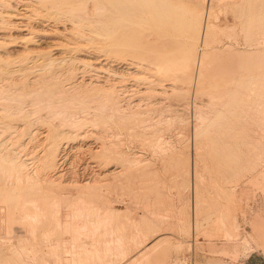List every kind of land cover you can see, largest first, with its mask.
<instances>
[{"label": "rangeland", "instance_id": "obj_1", "mask_svg": "<svg viewBox=\"0 0 264 264\" xmlns=\"http://www.w3.org/2000/svg\"><path fill=\"white\" fill-rule=\"evenodd\" d=\"M34 1H37V2H34ZM80 1L82 2V0H63V1L62 0H32L31 2L32 3L34 2L33 5H35L36 9L40 8L39 10L43 9L45 11L48 9L47 10L48 12L46 11L47 13H43V16L41 15L42 18L41 17L38 18L39 14L38 15H34L33 14L32 15L33 18L30 20V23L32 25L34 24L33 26H34L35 29L39 26L37 28V31H39V28H41V29H43V28L46 29L47 28V32L50 33L48 30H49V28L51 26L47 24L48 21H46V19H51L50 16H54V17L56 16L55 18H58V19H56V20L52 19V20L55 23L59 22L58 23V24H60L59 27L62 29V31L64 30L66 32L63 31V33H61L59 35L57 34L53 38H56V36H57V39H59V40L67 39L68 42H70V40H72L73 43H77V40L79 41V38H80L81 41H79V42L82 43V41H83V43H85L88 46H92V44L96 45L95 42L101 44L100 42L102 41L103 37L101 38V36H99L97 34H96V36H97L96 37L94 35L93 30H96L97 32H100V33H103V31H104L103 23H104L106 17H104L105 13H103V12L105 11V9L101 8V9H103V12H102V10H100V12H99L96 9H100L101 4H103V3L105 4V2L107 0H105V1L100 0L101 2L99 0H92L93 2L92 1L88 2V0H84L86 2L85 3L82 2L83 3L82 6L87 8V11H86V9H84V11H83L82 8H84V7L80 8L81 7ZM96 1H98V2H96ZM182 1H183L182 4H184V5H187V4L189 5V4L195 2L197 7H198V9L205 10V15H204V18H203L204 26L206 25L205 22L212 23V24H214V26H217V27H214V26L213 27L216 28L214 30H215V33L218 34V36L215 34V37H213L211 40H209L208 43H204V42L202 43V41L204 40V38H203L204 35H202L201 39L202 38L203 39L198 43L197 48H196L197 49L196 50V55L198 56V62L201 59V56L203 55L202 53H204L203 50L204 51L206 50V52H208L209 49L211 48L210 50H212V51H209L210 52V54H209L210 56L212 55V52H215V51L220 53V54L222 53V57H224L222 59L223 60L222 62H225L224 65L226 63H230V64H228V66L233 68V66H231V65L235 64L234 66H238V67L234 68V71H232L231 69H229L230 67H228L226 65V67H224L222 70H224L225 68L227 70L225 69V72L224 71H220L219 72V70H221V69L218 70L217 67H216L218 61H215L214 58L211 59V57L209 56L211 61H209L210 60L209 59L208 62L211 63L212 60H213V61H215V64L212 62V64L210 65L208 62H206L207 59L204 60L203 62H206V65L208 63L209 66L208 65L206 66L205 63L202 66L200 65V62H199V64L197 63L194 66L193 72L194 71L195 72L192 74V76H193L192 78L193 79H192V81L190 83L189 82H184L183 80L178 79L176 84L179 83L177 86L180 87V88L182 87V90H179V91L178 90L177 91L176 90H167V91L164 90V93H163L162 92L163 90L161 91V90L158 89L159 91H161L163 93L162 94V93L159 92L161 95H158L159 94V93H157L158 90H154V92H152L153 90H147L146 87H144L147 84H146V82L143 79H140L142 82L144 81L143 84H142L141 81H139V78H141V76H143L142 73H144V72L147 73L148 72V70L146 69L145 65H144L145 66L144 69H142L141 71L140 70L136 71L137 73L134 70L131 71L128 68H122L123 71L124 70L126 71V72L125 71L123 72L124 73L123 75H122V69L118 68L117 70H118L119 74L121 73L120 75H122L123 77L125 75V79L127 78L126 81L119 74L118 75L116 74L117 76L114 74L116 77L113 76L114 78H112V76H111V80H110L109 79L110 77L108 78V76H107L108 73H104L103 71L100 73V76H98V78L96 77L97 75H95V76L86 75L85 78L87 80L91 79V78H87V77L91 76V77H93V79L95 78L94 81L96 83H100V82L103 83L101 85H104V84L108 85L109 82L107 84H106V82L109 79V81H113L114 80L113 82H117L118 84H116V85L119 86V89H121V86H123L121 90H123V91L125 90V91L123 92L124 94L121 93L122 91H120V94L122 95V96L120 95V97H123L125 94L127 96L125 95V98L124 97L120 98V106H122V110H123L122 113L123 114L129 113L127 115H129V117H130V114H131L132 116L130 117V120H129V118H126L120 124H116L115 126L114 125H112V126L109 125V126H111V128H109L110 133H109V131H107L108 129L106 130V128H108V125H107V127L105 125H103V126L102 125H98L99 127L98 126H92V125L90 126V125H88L89 126V127H87L88 129H86L87 125L84 126L85 128L84 127L83 128L85 129V131L83 133H85L87 135L86 139L85 140L84 139H79L77 141L78 143L77 142H72V146L75 145L76 148H78V149L74 148L76 151L79 150V147H81L80 146V142H81V144L83 143L82 145H84L86 147L83 148L85 150L80 149L79 152L73 151L74 149L72 150V152H70V156L71 157L69 156L68 162L71 161L70 160V158H71V159H73L72 160L73 163L71 161V162H69L70 164L68 163L69 165L68 164L66 165L67 173L69 171L67 179L73 180L74 176H76V174H78V175L80 174L79 176L77 175L76 177L77 178L79 177L81 179L88 178V177L89 178H93V177H97L96 174L98 175L100 172H102L103 167H102V163H101V158L96 155L95 151L100 147L99 145H102V142H103V140L105 138H106V140L110 139L109 135L111 134L110 135L111 136L110 140H112L113 142H115V143H117L119 145L121 151H123V153L125 155V158H126V160H124V163H123L122 160L120 161V162H122L121 164H123V165L125 164L124 166L126 167L125 169L123 168V174H124L125 177L123 175H121V177L123 176L122 180H124V182H125V180H127V176L129 177V179H128V181H126L127 182L126 184L125 183L123 184L121 182L122 183L121 184L122 187H121V185L119 186V184L118 185L117 184L111 185L109 188L108 187H103V188L99 187L100 185L98 186V184L95 185V187L96 186L98 187V188L96 187V189H98L99 192L101 191V192L104 193V194L103 193L102 194L104 195V197H106V199H107V201L109 203L106 200H105L106 202H103L100 199H95L96 198L95 197L92 201L89 200V202H83L80 205L83 208V212L85 213V216L87 215L86 217H84L85 220H87L88 222L90 221L89 223L91 224L89 226V223L86 222V224L88 223V226H89V227H87L88 231L86 229L87 232H89V230H90V232H92V230L94 232V230H95L94 228H96L97 224H98V222H97V219H98L97 217L98 216H96L97 219H94L95 218L94 215H92L94 217H91V216L89 217L88 215L89 214H95V213H98V212H100L102 214L104 209H101V208H103L106 205L105 207H108L109 209H110V207L111 208L114 207L116 210H119L120 212H125L126 211L128 213L129 217L128 216L127 217L129 219L128 218L126 219V217L125 218L123 217L124 219H121V220H123V223H126V224H128L130 226L128 228V231H126V232L122 231L121 232L122 233L121 234L122 235L121 238L117 237L118 239H120L119 242L124 241V243H125V240H127L126 243H125L127 245V242L130 243V241L135 240L134 243H136L137 238H139V237L140 238L138 239V241L139 240L143 241V238L144 237L146 238V236L143 235V233L141 235L140 231L142 230L141 228H145V226L148 227L149 234L153 233L151 235L148 234L149 235V236H147L148 239L145 240V242H142V244L138 243V244L134 245L133 248H131L133 250L130 249L131 251H129V253L127 254L126 259L128 260V262H124V261H126V259H124L122 262H124L126 264L127 263L128 264H138L137 260L138 259L140 260V259H143V258H145V261H146L147 260L146 257L148 255L147 252H149L148 250H150L151 247L157 243V240H158V242L160 240V242L161 241L162 242L165 241V242L162 243V246L164 248H168V250H169V252H168L170 254L169 255V258H170L169 264H264V241H263L264 240L263 239L264 238V165H263L264 164V162H263L264 159L262 160L261 164L254 165V166H252V164H251V160H253L252 158H254L255 150H256L255 149L252 152V148L254 149L256 146H258L257 144H259V146L264 145V138L262 136V134L264 135V132H263L264 129H261L264 126V125H261V123L264 124V117H263V115H264V109H263L264 108L263 107L264 104L261 105L263 108H261V106L259 107V105L261 104L262 101L264 103V94H263L264 93L263 92L264 91V89H263L264 88V85H263L264 83H262V82H264V80H263L264 79V74H263L264 73V70H263L264 66H262L263 67L262 68V67H260L261 65L260 66L256 65V63L260 62L258 60L261 59L260 57H262V56L259 57V55H262V53L258 54V55L256 53H251V52L254 51V49L258 48L259 46H261L260 47L261 49L264 48V42H262V40L264 39V34H263L264 33V31H263L264 30V26L261 27V25L264 24V19H263L264 18V14L262 13V16H261L263 20H260V21H262V22H260V21L257 22L258 20H255L256 17H257V14H255V13H257V4H258L259 0L258 1L257 0L256 1L255 0H253V1L249 0V2H248V0H227V3H226V0H225V2L224 1H220V2H218V4H216L218 0L217 1L215 0V2H214V0H204L205 2H203V0H188V1L187 0L186 1L182 0ZM228 1H230V2H228ZM243 1L245 2V4H243ZM209 2H211V3H209ZM251 2L253 3L252 5H251ZM93 3L95 4V7H94L95 9L93 8V5H94ZM203 3L205 5V7H204V5L202 6ZM219 3L221 5H223L224 7L223 6H219L220 5ZM237 3L240 4L241 6H239V5L237 6ZM261 3H264V0ZM65 4L68 7V11L66 10L67 7H65ZM242 4L244 5V8H243ZM247 4H248V6H247ZM52 5H54V7ZM78 6H80V7H78ZM207 6H210V7L206 9ZM234 6H236V7H234ZM263 6H264V4H262V7ZM77 7H78L79 10L77 9ZM202 7H204V8H202ZM225 7H228V8H225ZM246 7H248L249 9H247ZM18 8L19 9L22 8L21 7V3L18 4ZM53 8H54V10H53ZM224 8L226 9V11H229V12H225ZM240 8L242 10L244 9L242 11V14H240L241 13L240 12L241 11ZM58 9L61 10V11H59ZM65 10L68 12V14H67V12ZM71 10H73V14H72ZM212 10H214V13L216 12L217 15L221 12L219 14L220 17L218 15L217 18H216V14L214 15ZM218 10H219V12H218ZM254 10L256 11L255 13H253ZM262 10H264V8ZM63 11H65L64 12V13H66L65 15L62 13ZM85 11L89 12V13L88 14L84 13ZM207 11L208 12L210 11L213 15L211 14V16H208ZM246 11H248V12L246 13ZM76 12H82V13H84L85 16L82 13H76ZM97 12H99L98 13L99 15H101L102 13L104 15L103 14H102V16L94 15V13L97 14ZM222 12H225V13H222ZM34 13L36 14V12H34ZM60 13H62L63 15L60 14ZM70 14L72 15V19H70L71 18ZM76 14H78V15L74 16ZM246 14H248L247 16L249 18H245V17H247ZM58 15H60V16H58ZM66 15H67V17H68V15H70V17L67 18ZM88 15H89L90 18L92 17L91 20L88 17ZM206 15L209 17V19L207 17L208 20H206ZM226 15H228V16L225 17ZM253 15H255L254 16V20H255L254 24L257 25V23H261L260 24V28H257L258 26L255 27L256 25H253V27H255V28H251L250 27V23H248L250 21L247 20L248 22H246V19H250V17L253 20V18H252ZM63 16H65V17H63ZM82 16H84V17H82ZM73 17L74 18L77 17L76 20L77 19L80 20V18L83 19V20H80V21L77 20L76 21L75 19H73ZM85 17H86V20H85ZM98 17H99V19H98ZM101 17H104V18L101 19ZM237 17H239V19H242V17H243V19H245V20L242 19V21L243 22L245 21L246 22L245 25H247V26L249 24V27L246 28V26H245L244 28H242V26H243L242 23L243 22L241 20L237 19ZM66 19H68V20H66ZM97 19L99 20L100 24H99ZM226 19L228 20V22H227ZM229 19H230V21H229ZM63 20H65V22ZM225 20H226V23H224ZM70 21H72V22H70ZM240 21L242 22L241 23L242 25L241 24L239 25ZM68 22H70V23H68ZM229 22H230V24H228ZM50 23L52 25V22H50ZM62 23H64L63 24L64 27H63ZM41 24H42V26L45 25V27L42 28ZM75 24H76V26H75ZM79 25H80V27H79ZM237 25H238V27H237ZM65 26H67V27H65ZM72 26H74V27H72ZM218 26L220 28H218ZM227 26H228V30H230V32L227 30V32L223 31V33H220V31H221L220 29L223 30V29H225V27L227 29ZM233 26L236 27V30H235L236 33L235 32L233 33V30H234ZM221 27H223V28H221ZM231 27H232V30H231ZM67 28H70L73 31L77 30L76 31L77 33L73 32V31H71L69 29L67 30ZM180 28L181 27L176 28V30L178 31L176 33L177 34V36H176L177 40L174 38L175 41L173 43V47L177 48V49L180 48L182 42L184 41L183 40L184 37L180 36V33H182V32H179L181 29L183 30V27L181 29ZM256 28H257V30L258 29L261 30V28H262L263 30H261V31H263V32H260L258 30V33H257ZM61 29H60V31H61ZM100 29L102 30V32H101ZM129 29H128V31H129ZM131 29L127 33L126 40H128L129 37L131 38V39L129 38L130 40L128 41L129 45H130V42H131V46L136 45V47L133 46V48L135 50L137 49L136 52H137V55L139 56L138 58L139 59H143L142 62L145 63V61H146V63H147L148 62L147 58L149 57L147 54H149V53L146 50L148 48V45H149L150 49L152 48L150 43H152V44L154 43L153 40L157 37L156 31H155V29L148 28L149 30L150 29H152V30L150 31V35H147V34H149V30L148 29H145L143 31H140V29H139V31L141 33L139 32L138 34H137V31H136L137 28H135L136 32L134 31V29L131 32ZM246 29L250 30V34H249V31L246 30ZM5 30H7V31H5ZM5 30H3V31L0 30V35H6V37L9 38V39L5 40V42H4V43H6L5 45H8L7 42L10 41V43H11V40H14V39L17 41L18 45L16 44L15 47H11V45H8L6 48H4V46H5L4 45L3 49L2 50L0 49V53H1L2 61H3V62L0 61V63H5L6 60H4V58L5 59L7 58V61L10 59V63L8 65L11 64L9 67L7 66V68L11 70L7 74V76H10V77H9V79L7 81H6V79L4 80L3 78H0V83H1L0 86L2 84H4L5 82L9 83L8 81L11 79V82L13 83V84H11V88L12 89L17 88L15 86L17 84L16 82H18V81H16V78L18 77L17 74L18 73L20 74V72H21L22 74L21 75L18 74L19 75V77H18L19 79H17V80L20 81V83L24 82L22 80L25 79V82L27 80L29 81L28 89H30L32 87L34 88L35 86L38 88V86H39L38 84H41V83H31L34 80V77H31L32 76L31 72H33V75H36V72L38 74L39 73L43 74V72H45V67H43L41 65L44 68L43 69L42 67H40V65H37L39 67V69L36 66L37 69L34 67L35 69L31 68L32 69V71H31L30 68L29 69L27 68V70H26L25 65L21 66V64H23L22 63V60H23L22 57H24V52L26 54L28 53V50L26 51L25 49L30 48V46H32L31 50L34 49V48L36 49L37 45L36 44H30V43L28 45L25 42V39L23 38V36L26 35L25 34L26 32H22L20 35H22V34L23 35L19 36L20 32H18L17 30L10 29V28L5 29ZM9 30H12V31L9 32ZM83 30H84V32H83ZM98 30H100V31H98ZM218 30H220V31H218ZM245 30H246V33H248V34L245 33ZM252 30H256V31L254 32ZM34 31L37 32L36 30H34ZM154 31H155V33H151V32H154ZM71 32H73V33H71ZM133 32H135L137 36H134L135 34L133 35ZM231 32H232V35L234 34L236 36L235 40L233 38L234 35L232 37L231 34H230V37H228L229 33H231ZM259 32H260V34H259ZM78 33H80V34L78 35ZM144 33H145V35H144ZM261 33H262V35H261ZM13 34H14L15 37H13ZM64 34L66 36H68V37H66ZM128 34L132 35V37L130 35H128ZM153 34H154V36L151 37ZM183 34H184V32H183ZM183 34H181V35H183ZM84 35H86V36H84ZM138 35H140V38H139ZM245 35H248V36H245ZM39 36H38V38L39 39L41 38L40 40L44 39L43 40L44 42L46 40L45 43L44 42L40 43L41 44L40 48L41 49H42V47H43V49L48 48L46 46V44L48 46L51 45L50 42H49L51 38L50 37H46V36H40V37ZM91 36H92V38H91ZM93 36H95V38H93ZM142 36H143V38H142ZM219 36H220V41H222L221 44H220V41L217 39V37L219 38ZM137 37H138V41H137L138 43H136V41H135V40H137ZM179 37H181V38H179ZM182 37H183V39H182ZM245 37H247V40L245 39ZM261 37H263V39ZM62 38H64V39H62ZM151 38H153V40ZM93 39H96V40H93ZM132 39L133 40L135 39L134 42H133ZM146 39H149V41L146 40ZM258 39L261 42L258 43L257 42ZM47 40H49V41H47ZM91 40H92V43H91ZM98 40H100V41L98 42ZM145 40H146V42H145ZM180 40H182V41H180ZM217 40L219 41V43L217 42ZM72 41H71V43H72ZM140 41H141V43H140ZM142 41L145 42L146 46H145L144 42L142 43ZM147 41H148V44H147ZM22 42H24L25 44L22 43ZM175 42H176V44H175ZM132 43H134V44L132 45ZM201 43L204 44L203 45L204 47H202ZM230 43H233V44H235L237 46L234 45L235 46L234 47L233 44H230ZM26 44L29 47L28 46H26L27 48L24 47ZM177 44H179V45H177ZM228 44H229V46H228ZM251 44H253V45H251ZM258 44H259V46L257 47L256 45H258ZM230 45H232V47H234L237 50L240 48L239 50H241V51H242V49H243V51L248 49V51H247L248 53H245V52L244 53H245V56L253 55L252 59H249V57H245V59L247 58L246 61L249 59L248 60V64H250V66H248V64H243L244 63V61H243V63L241 62V69L239 68L240 67V63H238V62L242 61V59L244 58L243 56H241L242 57V59H241V57L239 56L240 54L234 55L235 56L234 58H238L237 56H239V58H240V59L238 58V60H240V61H237V59H235L238 64L237 63H233V62H235V60H233L234 59L233 56L231 57L230 55L235 54L236 51H235L234 48L230 47ZM137 46L138 47L141 46V47L138 48ZM220 46L221 47L223 46L222 49H221ZM224 47L226 48L227 54L225 52H223V51H225ZM227 47L228 48L230 47L235 52L233 53V51L231 49H228ZM205 48H208V49H205ZM4 49H6V50H4ZM22 49L25 50V51H23ZM251 49H252V51H251ZM21 50H22V52H20V54H19L18 51H21ZM63 50H65V49H63ZM141 50L143 51L142 52L143 54H140ZM228 50H229V52L230 51L232 52L229 55H228V53H229ZM1 51H3V52H1ZM7 51H12V52L14 51V53L17 51L18 52L17 53L18 56L16 54L12 53V52L9 53ZM88 51H90V50H88ZM144 51H145L146 55H145ZM263 51H264V49H263ZM177 52H178V50H177ZM2 53L5 54L4 57H3ZM7 53L9 54L10 58H9V56L6 57ZM90 53H92V51H90ZM134 53H135V51H134ZM218 53H217V55H219ZM236 53H238V52H236ZM70 54L71 53H69L68 55H70ZM200 54H201V56H200ZM140 55H143V56H140ZM217 55H215V56H217ZM11 56L13 57L14 63H15V61L16 62H20V63L12 64L13 61L11 62V60H12ZM30 56H33V54H30ZM72 56H77V55L75 53H72ZM227 56H228V58H227ZM18 57L21 60H17ZM212 57H213V55H212ZM229 57H231V59L233 61H231V59L229 60ZM263 58H262L263 63H261V64H264V59ZM144 59H146V60H144ZM224 59H225V61H224ZM231 62H232V64H231ZM65 63H67V62H65ZM65 63H64L65 68L68 67L69 69L68 68H66V69L64 68L62 72L67 73L69 75V78H70V75H71L70 73L71 72H65V70L69 71L71 65L70 66L69 65L66 66L67 64H65ZM56 64L59 66V70L61 68L60 66H63V63L60 65V63L58 64V62H56V63H54L52 65V68H53L52 71L54 70L53 72H55V74L59 73V74H57V76L59 75L58 77H59L60 80L64 79V77H65V81H66L67 80L66 77L68 75L66 74V76H65V74L64 75L61 74L62 72L56 69V66H57ZM78 64L76 65V68L74 67L75 68L74 69L75 70V74L71 75L72 76L71 79L72 78H75V79H72V80L68 79L66 82L61 80L64 85H66V83H67L66 87L68 86L69 83H71V81L74 82V81H77L78 79H79L78 81H80L81 69L78 70L77 67L82 68V66H80V64L78 66ZM253 64H255L257 67L255 65H253ZM12 65H14V66L17 65V66H15V67L13 66V69H12V67H11ZM54 65H56V66H54ZM243 65H244V67H243ZM58 66H57V68H58ZM212 66L214 68L216 67L217 70L215 71V69ZM20 67L22 69L20 70V72L16 73L17 71H19L18 68H20ZM210 67H212V69H214L213 72H215V73L208 72L209 69L212 71V69ZM255 67H256V71L259 70V71H257V73H256L255 70H254L255 72L252 70ZM15 68H17V69L14 70ZM71 68H72V66H71ZM202 68L203 69L205 68L204 72L207 69L208 74L210 73L212 76L210 74L208 75L205 72L202 75L203 77H200V78L201 79L202 78L203 79L206 78V79L205 80H203V79L199 80V73H200V70H202ZM243 68H245V69H243ZM258 68H261V69H258ZM55 69L57 71H59V72L55 71ZM246 69L247 70L251 69L253 71V72L250 71L251 74L254 73L252 75H254L255 77L258 76V77H256L254 79L251 76L250 72H249L250 76L248 78L249 80L248 79L247 80L250 81V83L249 82L248 83L250 84L251 87H253L254 90L251 89V87L248 86V83H246L247 82L246 81V76L248 74ZM28 70L30 71V74H29ZM40 70H44V71H40ZM61 70H62V68H61ZM74 70H73V73H74ZM76 70H77V72H76ZM129 70H130V74L132 76L129 75V73H128ZM228 70H230L231 72H234V74H231V72L228 71ZM236 70H239L238 71L239 74L235 73ZM243 70L244 71L246 70L245 71L246 73ZM260 70H261V73H260ZM79 71H80V73H79ZM226 71H228V73L230 72V74H228ZM262 71H263V73H262ZM131 72L133 74L140 75V76H138L137 80L139 82H141V84L136 79H134V77L136 75H133ZM217 72H219L220 75ZM15 73H16V76H15ZM225 73H227L226 74L227 77L225 76ZM23 74H24V78L22 77ZM60 74H61V77H63V78L60 77ZM105 74H106V76H105ZM26 75L28 77L30 75L31 76L28 78ZM196 75H197V77H196ZM119 76H120V80L122 78L124 79V81H123V79L121 80V82H123L122 84H121L120 81H118L119 80ZM238 76H239V78H238ZM25 77H27L28 79L25 78ZM129 77H130V80H129ZM132 78L135 81L138 82V85L140 84V85H143V86L139 85V87H138L137 82H135ZM135 78H137V77H135ZM236 78H237V80H236ZM250 78H251V80H250ZM257 78H259V81L257 80V82H256L258 84L255 83ZM101 79L102 80L105 79V80L102 82ZM1 80H3V81H1ZM211 80L213 82H211ZM68 81H70V82H68ZM244 81H246V82H244ZM251 82L254 83L253 86H252ZM196 83L200 87H202L203 84H204V86L207 89H210L211 91L214 90L215 94L213 93V91H212V93H210L211 92L210 90H209L210 92L208 91L209 93H207V89L206 88H200V87L196 86ZM241 83H243V85H240ZM134 84H136V85L134 86ZM199 84H201L202 86L199 85ZM125 85L129 89H126L124 87ZM188 85L189 86L192 85V87L190 86L191 89H188L189 88ZM245 85H246V87L248 86L247 90H245L246 89ZM254 85H256L255 86L256 89H255ZM130 86H132V87H130ZM183 86H184L185 89H183ZM133 87L136 90H133ZM136 87H138L139 89L136 88ZM195 87H197V88H195ZM220 87H223V88L226 87L227 89L228 88L229 89L228 90L227 89L223 90V88L221 89ZM237 87H238V89L236 90ZM8 88L10 90H12L10 88V86ZM141 88H142V91H141ZM10 90L6 91V88H5L4 91H6L7 94L4 91H3L4 93L0 91L1 92L0 93L1 94L0 95L1 96L0 97V121L1 122L3 120L5 121V122L3 121L2 124H6V122L7 123L10 122L9 124H12V125L15 124V126H17L19 121L16 124V122L13 123V121H15V120L11 119V118H14L16 120L18 119L17 118L18 115L15 114L16 116H14V117L12 116L14 114V112H16V110L18 108L17 106H20V105H22L25 102H27L25 104H29V102H31L30 100H32V98L35 99L36 97H38L40 95L39 93L42 92L43 90H41V91L40 90H37V91L35 90L38 93V95H37V93L34 92V90L32 89L33 93H36V94L34 96L33 95L30 96L32 98L29 97V94L27 95V97L25 96L29 100V102H28V100L25 97H24L23 101H25V99H26V101L25 102L21 101L22 100L21 95H19L21 98L19 96H18L19 98H15V96L12 97L11 95H12L14 90H12V91H10ZM127 90L131 91V92H128ZM143 90H146V92L143 91ZM8 91L11 92L10 93L11 95H9ZM15 91H16V89H15ZM49 91H45L46 94H48ZM70 91H72V90H70ZM70 91H68V92L71 93V94H68V92L66 94L67 95H72L74 93L73 91L72 92H70ZM126 91H127V93H126ZM140 91L142 93H140ZM147 91H149V93ZM155 91H157V92H155ZM238 91L240 92V94H238L239 93ZM18 92H20V91L17 89V94H19ZM181 92H182V94L183 93L185 94L183 96L184 98L181 97V96L178 97L181 94ZM14 93H13V95H15ZM166 93H168L169 95L166 94ZM202 93H203V95H202ZM249 93H250V96H252V97L254 96V97L253 98L249 97V95H248ZM251 93H253V94H251ZM3 94L7 95V96H4ZM128 94H130V96H128ZM142 94H144V95H142ZM258 94L260 95V97H259ZM30 95H31V93H30ZM41 95H42L43 99L46 97L45 93H44V95L43 94H41ZM136 95L137 96L140 95V96H138V98H136L137 97ZM9 96H11V97H9ZM4 97H5V99H4ZM7 97H8V99H7ZM39 97H41V96H39ZM232 97L234 98L233 100H232ZM235 97H237V99L239 101H241V102L237 101V99L235 100ZM128 98L130 100H128ZM143 98H145V99L143 100ZM1 99H4V100H1ZM17 99H19L20 102H23V103H21L19 105L16 104V103H13V102H17V101H14V100H17ZM121 99L124 100V102ZM140 99H141V101H143L144 104L142 102H140ZM195 99H197V100H195ZM261 99H262V101H261ZM7 100H9V101H7ZM10 100H12V101H10ZM137 100H139L138 103H139V106L141 108H139L138 106L135 107V104H137L136 103ZM147 100H149V101H147ZM3 102H4V105L7 104L8 106L13 107V109L15 107V109L14 110L12 109L13 110L12 111L10 107L6 106V108H8V109L10 108L11 112L13 113L12 114L10 112L12 114V115H10V117L7 115V114H10V113H8L10 110L8 111V109L5 110L4 108H2L4 106ZM9 102H12V103H9ZM20 102L18 101V103H20ZM232 102L233 103L236 102V103L233 104ZM121 103H122V105H121ZM125 103L127 105H125ZM130 103H132L133 105L130 104ZM140 103H141V105H140ZM148 103H149V105H148ZM14 104H16V105H14ZM155 104H156L157 107L155 106ZM235 104H236V106H235ZM12 105H14V106H12ZM146 105H148L150 107H146ZM29 106L31 107V105H29ZM126 106H128L126 108L127 110L125 109ZM26 107L28 108V106H26ZM134 108H136V109H134ZM195 108H197V109H195ZM120 109H121V107H120ZM141 109H144V111H142ZM148 109H149V112L147 111ZM255 110H258V112L263 111V112H261L262 117H261V114H257L258 112L256 111L257 112L256 113ZM135 111H136V113H135ZM252 111L254 113H252ZM4 112H5V114H4ZM142 112H143L144 116L142 115ZM41 113H44V112H41ZM145 113L147 115H145ZM257 115H258V117H261V118H258L260 120L256 119ZM4 117H7V119L4 118ZM2 118H3V120H1ZM35 118L36 117H32L31 118L32 122H33V120ZM10 119H11V121H10ZM140 119H142V120L144 119L143 122H141L142 120L140 121ZM251 119L252 120L256 119V122L255 121L251 122L252 121ZM6 120H8V121H6ZM135 120H137V121H135ZM34 121H36V120H34ZM144 121H146L147 123L144 122ZM32 122L30 121V123H32ZM37 122H39V120H37ZM137 122L139 123V125H137ZM239 122H240V124H239ZM248 122H250L249 123V125H251L250 127L247 126ZM254 122H255V124H254ZM55 123L56 124H60L59 122L58 123L55 122ZM43 124L45 126H43ZM52 124L53 123H50L48 125L47 121H45V122L44 121H42V122L40 121V123H38V126H39L38 127V129H39L38 133L39 134L38 133H37L38 135L36 134V138L37 139L35 138V140L30 142L29 144H27L29 139H25V144H27L28 148H29L27 150V152L30 153L29 155H33V154H37V153H38L37 155H41V152L43 150L42 147L45 146L44 141L45 140L47 141V136H48L47 134H48L49 130H51ZM127 124H129V125H127ZM140 124H141V127H140ZM143 124H144L145 127L144 126L142 127ZM259 124H260V126H259ZM255 125L256 126L258 125L259 128H258V126L256 127ZM60 126H63V125H60ZM60 126L58 125V126H55V127L58 130H60V129L62 130V128L65 127V126H63L61 128ZM104 126H105V128H104ZM147 126L149 128H147ZM66 127H65V129L63 128L64 131H66L67 129H68L67 131H69L70 128H71V127H69V128H66ZM92 127H94V128H92ZM112 127H114L115 129L112 128ZM128 127L131 128V129H129ZM48 128H50V129H48ZM83 128H82V130H84ZM139 128L140 129L142 128L141 131H140ZM145 128H147L148 130L145 129ZM197 128L200 129L199 132H201V133L197 132L198 131ZM257 128L259 129L258 130L259 132L257 131V133H256L255 130ZM103 129L106 130V133L108 132V134L105 135V131H103ZM88 130H90L92 132H90ZM129 130L130 131L132 130V131L130 132ZM135 130H136V132H135ZM142 130H144V132H145V134H143V135H141L142 133H144ZM145 130H147V131H145ZM205 130L208 131V132H205ZM238 130H240V131H238ZM248 130H252V132L251 131L249 132L250 135L245 133V132H248ZM260 130H262V132H260ZM233 131L237 132L238 135H237V133H233ZM203 132L205 133V135L203 134ZM239 132H241L242 136H240ZM253 132L256 133V134H253L254 136L251 134ZM40 133H42V134H40ZM92 133H93V135H92ZM148 133H150L149 135H151V136H149ZM212 133H213V135H210ZM113 134H114V136H117V137H115V138L112 137ZM207 134H208V136H207ZM104 136H105V138H103ZM259 136H260V138H259ZM107 137H109V138L107 139ZM157 137H158V139H160L159 137H161L160 141H158ZM233 137L236 138V139H234ZM42 138H43L44 141L42 140ZM101 138H103V139H101ZM148 138H149V141H148ZM256 139L258 141H256ZM115 140H117V142ZM161 140H163L165 143L163 141L161 142ZM244 140H246V142ZM46 141H45V143H46ZM155 141H156V143H155ZM10 143H12V142H10ZM15 143H17V142H15ZM161 143L162 144L164 143L166 146L165 145H164L165 147L162 146ZM247 143H250V144L247 145ZM33 144H34V146H33ZM160 145H161V147H159ZM14 146L12 145V147H14ZM16 146L18 147V145H16ZM9 147H11V145ZM36 148L38 149L37 151H36ZM81 151H83V152H81ZM161 151H162V153H161ZM71 154H73V155H71ZM78 154H79V156H77ZM80 154H81V156H80ZM75 156H77V158ZM74 157H75V159H74ZM76 159H78V161H80V162H78ZM74 160H76V162ZM85 163H87V164H85ZM88 164H89V166H88ZM73 165H74L75 168H73ZM77 165H78V168L76 167ZM32 166H33L32 164H31V166H29V172H31V173H33L32 170L34 169V166H33L32 169L30 168ZM67 166L68 167L71 166V167L68 168ZM84 169L85 170L87 169V170L84 172ZM90 169H91V171H95V172H91ZM78 170H79V172H78ZM72 171H74V172L77 171L78 173H76V174H73L74 172L70 173ZM81 172L82 173L84 172L85 174L84 173L82 174ZM81 174L84 175V176L82 177ZM126 174H128V175L126 176ZM85 175H87V176H85ZM70 176H71V179H70ZM7 185L9 186V184H7ZM7 185H4V186L2 185L1 187H3V189L0 187L2 189V190L1 189L0 190L3 191V192H4V190H7L8 189ZM116 186L117 187L119 186L120 188H116ZM4 187L7 188V189H5ZM12 187L13 188H11V186H10L11 189L10 190L8 189V191H11V192L12 191H17V190L21 191L20 189H22V188H20V187H22L21 185H13ZM71 187L69 186L68 187L69 190H67L68 189L67 188L64 191L65 192H69L71 190L72 193H76V192H78L77 188L79 189V187H81V186H79V187L75 186L74 188H73V186H71ZM92 187L93 186H90V187L86 186V189H89V190L85 189L86 191L83 189V188H85L83 186L80 189H82V191H85L86 193H87V191L90 192L91 190L97 191L96 189H93L94 187L93 188ZM15 188H16V190H15ZM74 189L76 190V192H75ZM94 191H92V193H94ZM115 192H117V193H115ZM103 195H101V196H103ZM114 198H116V199H114ZM75 203H77V204L68 206L69 208L67 206H64V207H67V209L63 208L62 211L65 213L66 216L63 214V212H62L63 215H61V216H59V215L55 216L54 214H52L50 216L48 214L49 216H46V215H45V217H43L44 215L41 216L43 219L40 218V216H38L40 218V219H38V221L42 220V222H44V220L45 221L48 220V223L51 221V224L53 226L55 224H57V223H59V224L62 223L63 224V222H64V224H66L65 222L69 223V221L70 222L73 221V223L74 222H78V220L80 218H77L78 220L76 218L74 219V218H72V214H71V213H73L72 210H74L75 208H78V203L79 202H75ZM46 205H48V204H46ZM80 205H79V209H80ZM230 205L232 207V210H234V212H232V216H230V212H228L229 211L228 209H230ZM100 206H102V207H100ZM43 208H44V210L46 212V210L50 211L51 207L49 208V207H44L43 206ZM65 209H66V212L64 211ZM30 210L31 211H36V209H34V208H30ZM69 210H70V212H69ZM101 210H103V211H101ZM197 210H200V212H199L198 216H197V214H195L196 215L195 216L194 213H196ZM160 212L163 215L162 214L160 215ZM157 214H159L160 216L157 215ZM1 215H2V209L0 208V217H1ZM88 219H90V220H88ZM91 220H93V221H91ZM95 220H96V222H95ZM124 220L127 221V222H125ZM128 220L130 221V223L132 225L128 223L129 222ZM139 220L143 221L144 223H142ZM29 221H31V219H28V223H29ZM38 221H36V222L38 223ZM59 221H62V222H59ZM155 221H156V223H155ZM79 222H80V220H79ZM94 222H95V225H93ZM44 223H46V222H44ZM30 224H32V223L30 222ZM30 224H28V225H30ZM38 224H40V221H39ZM15 225H17V224H15ZM128 225H127V227H128ZM23 226L24 225H22V229L23 230H21V228H19L17 230L18 231L20 230L19 232L22 231L23 233H25L27 228H25L26 225H25L24 228H23ZM91 226H92L93 229L91 228ZM132 226H134V227H132ZM130 227L132 229H130ZM138 228L140 229V231H138L139 230ZM17 230H16V232H18ZM145 230H146V228H145ZM148 231L146 230L144 234H146V232H148ZM94 234L95 233H91V235L88 236V238L90 237V239L93 240V239H97V237H100L101 235H102L101 237H105L104 234H101L100 232H97V235H96L97 237L96 236L94 237ZM98 234L100 236H98ZM207 234L210 235V236H208ZM92 236H93V238H92ZM63 237L64 238L65 237L69 238V235L67 233H65V236H63ZM115 238H113V239L116 240V242H118L117 239H115ZM102 239H104V238H101V240ZM254 240H256L258 243L256 241H254ZM139 242H141V241H139ZM259 242H260L261 245H259ZM129 243H128V245H129ZM164 243H165L166 247L164 246ZM115 249H116V247H115ZM102 251H100L101 255H102V253L103 254L105 253V252H102ZM115 251H118V250L116 249ZM146 253H147V255H144ZM71 256H73V254H71ZM71 256H69L68 258H70ZM122 262L121 263H117V264H123ZM104 264H105V262H104Z\"/></svg>", "mask_w": 264, "mask_h": 264}, {"label": "bare ground", "instance_id": "obj_2", "mask_svg": "<svg viewBox=\"0 0 264 264\" xmlns=\"http://www.w3.org/2000/svg\"><path fill=\"white\" fill-rule=\"evenodd\" d=\"M17 1L18 2L20 1L19 3H21V7H22L21 9L18 8V4L19 3ZM31 1L32 0H23V1L22 0H0V30L3 31V30L8 29V28L14 29V30H17L18 32H20L19 33V36H22L23 35V34L20 35L22 32H26L25 33L26 35L23 36V38L25 39V42L28 45H29V43L30 44H36L37 45L36 49L34 48L32 50H31V47L32 46H30V48H27L26 47V46H28L27 44L24 46V47L27 48V49H25V48L24 49L26 51L28 50V53L26 54L24 52V57H22L23 58V60H22V63L23 64H21V66H24L25 65L26 70H27V68L28 69L29 68L30 69L31 68H33V69L36 68L37 69V67H38L37 65H40V67H42V66L45 67V72H43V74L42 73H39L38 74L35 71L36 72V75H33V72H31L32 73L31 74L32 76L31 75L30 76L31 77H34V80H33V82H31L32 80L30 82L31 83H41V84H38L39 85L38 88L35 86L34 87L35 89L33 87L30 88V89H28L29 81L27 79L30 76L28 77L26 75L28 78L25 77V78H27L26 80L28 82L27 81L25 82V79L22 80L24 78V74L22 76L23 78L21 79L24 82L20 83V81L17 80V79H19L18 78L19 75L22 74L20 72V70L22 69L21 67L18 68L19 71L16 72V73L20 72V74L18 73L19 75L17 74L18 77L16 78V81H18L19 83L15 81L17 84L16 85L14 84L17 88H14V87H13L14 89L11 88V84H13L11 82V79L8 81L9 83H6V82L4 83L3 82L4 84H2L0 86L1 87L0 88V91L1 92H3L5 90V88H6V91L7 90H10L8 88L10 86V88L12 90H14L13 93L15 92L14 93L15 95H13V93H12V95L10 94L11 93L10 91H12V90L8 91L9 92V95H11L12 97L15 96V98H19L20 97L19 95H21V97H22V100L21 101H23L24 100V97L25 96L27 97L28 94H29V97L32 96V95L34 96L37 93L36 92L37 90H40V91L43 90L42 92L39 91L40 92L39 93L40 94L39 96H41V97H39V96H38L39 98L38 97H36V98L34 97L35 99H33L32 97H30V98H32V100H30L31 102H29V100L25 97L28 100L29 104H25V103H27V102H25L26 99H25V101H23L25 103L20 102L19 99L14 100V101H17V102H13V103H16L18 105L21 104V103L24 104V105L22 104L20 106H17L18 108L16 107L17 110H16V112H14V114L11 112V110L13 109V107L8 106L7 104L4 105V102L5 101L3 102V105L4 106L2 108H4L5 110H7L8 108H6V106L10 107L11 110L9 108L8 111L9 110L10 111L8 113L11 112L13 115L11 113L10 114H7L6 113V114L9 117H10V115H12L13 117L16 116V115H18V117H17L18 119L17 120L14 119V118H11V119L12 120H15V121H13V123L16 122V124H17L18 121H19V123L17 124V126H15V124L14 125L9 124L10 122L9 123L6 122V124H2V122L4 121L3 118L1 119L3 121L2 122L0 121V123H1L0 124V187L2 185L4 186V185L9 184V186L8 185L7 186H8V189L10 190L11 188H13L12 187L13 185H21L22 187H20V188H22V189L19 188L21 191H18L17 190V191H12L11 192V191H8V189L4 187L7 190H4V192H3V191H1L3 189V187H1L2 189L0 188L1 189L0 190V208L2 209V215L0 217V264H104V262H105V264H117V263H121L124 259H126L127 254L129 253V251L133 250L131 248H133L134 245H136L138 243L139 244L140 243L142 244V242H145V240L148 239L147 236H149V235H151L153 233L150 232L151 234H149L148 227L144 225L145 228H146V230L148 231V232H146V234H144L145 231H146L145 228H141L142 229L141 230L142 232L140 231L139 228H138L139 230L137 229L138 231H140L141 235L143 233V235L146 236V238L143 236L145 238V239L143 238V241L142 240H139V241H141V242H139L138 241V239L140 238L139 237V238H137L136 243H134L135 240L130 241V243L132 242L133 244L132 243L130 244L129 242H127V245H126L125 243H126L127 240H125V239H124L125 240V243H124V241L119 242L120 239H118L117 237L121 238L122 237V235H121L122 233L121 232L122 231L123 232L128 231V228L130 226V225L126 224V223H123V220H121V219H124L125 217L127 219L129 217L128 216V213L126 211L125 212H120L119 210H116L114 207H112V208L110 207V209H109L108 207H105L106 205L103 208H101V209H104V211L101 210V211H103L102 214L100 212H98V213H95V214H89L88 215L89 217L90 216L91 217H94L95 216L94 219H97V218L99 219V220L97 219V222H98L99 225L96 223L97 224V227L95 226L96 228H94L95 229L94 232H93V230H92V232H90V230H89V232H90L89 233V232H87L88 231L87 227H89L91 224L89 223L90 221L88 222L87 220H85L84 217H86L87 215L85 216V213L83 212V208L81 207L80 204L83 203V202H89V200L92 201L95 197H96L95 199H100L103 202H106L107 201L106 197H104V195H103L104 193L101 192V191H100L101 192L100 193L98 191V189H96L97 186L95 187V185H97V184H98V186L100 185L99 187H102V188L103 187H108L109 188L111 185H114V184H117V185L119 184V186H120L122 183L123 184L124 183L125 184L127 183L126 181H128V179H129V177L127 176L128 174H126L127 180H125V182H124V180H122V177L124 176V174H123V168L125 169L126 167L124 166L125 164L123 165V164H121L122 162H120L122 160L123 163H124V160H126L125 155H124L123 151H121L119 145L117 143L113 142L112 140H110L111 139V136H110L111 134L109 135L110 139H108L109 137H107L108 140H106V138L104 136L103 138H105V139L103 140L102 145H99L100 147L95 151L96 155L101 158V163H102V167H103L102 172L99 171L100 173L98 172L99 174L98 175L96 174L97 177H93V178H89L88 177V178L81 179L79 177L78 178L76 177L78 175L76 173H78L79 170H78V172L77 171L76 172L72 171L70 173H73L74 172L73 174H76V176H74V179L73 180H69V179H67L69 171L67 173L66 165L73 160V159L70 158L71 161L68 162V159H69V156H70V152H72V150L74 148H76L75 145L72 146V142H77L79 139H84V140L86 139L87 135L85 133H83L85 131V129H84L85 127L84 126H86V125H87L86 126V129H88L87 128V127H89L88 125H90V126L91 125L92 126H98V125H102L103 126V125H105L106 127L108 125V128H106V130L108 129L107 131H109V128H111L112 125L115 126L116 124H120L126 118H129V120H130V117L132 115L130 114V117H129V115H127L129 113L123 114L122 113L123 112L122 106H120V98H123V97L125 98V95H126L125 94L123 97H120V95H121L120 94V91H122L121 93H123L125 91V90L124 91L121 90L123 86H121V89H119V86L116 85V84H118L117 82H113L114 80L113 81H109V79L111 80V76H112V78H114V77H116L119 74V72L117 70L118 68H121V69L122 68H128L131 71L134 70L136 72V71H139V70L141 71L146 66V69L148 70V72L147 73L146 72L142 73L143 76H141V78H139V81H141L140 79H143L146 82L147 85L144 86V87H146L147 90H153L152 92H154V90H158L159 89L161 91L163 90L162 92L164 93V90L165 91H167V90H176V91L177 90L178 91L179 90H182V87L180 88V87L177 86L179 83L176 84V82L178 81V79L183 80L184 82H189L190 83L192 81V79H193L192 78L193 77L192 74L195 72V71L193 72L194 66L197 63L199 64V62H200V65L201 66L204 63L206 65V62H208V60L210 59V57H211V59L214 58L215 61H218V63L216 62L217 63V66H216L217 69L218 70L221 69V70H219V72L220 71H224L225 72V69L226 68L224 70H222V69L224 67H226V65L228 66V64H230V63H226L224 65L225 62H222L223 61L222 59L224 58V57H222V53L220 54V53H218V52L215 51V52H212L213 57H212V55L210 56L209 55L210 54L209 51H212V50H210L211 48L209 49V51L207 50L208 52H206V50L205 51L203 50L204 53L201 52L203 55L201 56V54H200L201 59L198 62V56L196 55V50H197L196 48H197L198 43L203 38H204V40L202 41V43L203 42L204 43H208L209 40H211L213 37H215V34L216 33H215V30L214 29H216V28H214V27H217V26H214V24L208 23V22H205L206 25L204 26V24H203V18H204V15H205V10L198 9V7H197V5H196L195 2L194 3H191L189 5L188 4L187 5H184V4H182L183 3L182 0H107L105 2V4L104 3L103 4L100 3L101 4L100 9H96L99 12H100V10H102V12H103V9H101V8H104L105 9V11L103 12V13H105V15L102 13L104 15V17H106L105 18V21L103 23V29H104V31H103V33H100V32H97L96 30H93L95 36L97 34V35L101 36V38L103 37L102 38V41L100 42L102 45L95 42L96 45L92 44V46H88L85 43H83V41H82V43L79 42V41H81L80 38H79V41L77 40V43H73L72 40H70V42H68L67 39H65V40H59V39H57V36H56V38H53V37H55V35H57V34L59 35V34L63 33V31H64V30L62 31V29L59 27V25H60V24H58L59 22L58 23H55L53 21V20L58 19V18H55L56 16L55 17L54 16H50L51 19H46V21H48V23L47 22L46 23L51 26V27L49 26L50 28L48 27L49 28L48 31L50 33L47 32V28L46 29L43 28V27H45V25L42 26V24H41V26H42L43 29L39 28V31H37V28L39 26L35 29L34 26H33L34 24L32 25L30 23V20L33 18L32 15L33 14L34 15H38L39 14L38 15V18H39V17H41V15L43 16V13H47L48 12L47 11L48 9L46 10L47 12L45 10H43V9L42 10H39L40 8L39 9H36L35 8V5H33V3L34 2H37V1H34L33 3ZM89 1H92V0H88V2ZM103 1H105V0H103ZM220 1H224L225 2V0H218L216 4H218V2H220ZM82 2L85 3L86 1L82 0ZM82 2L80 1L81 7L80 6H78V7H80V8L84 7V6H82L83 5ZM96 2H98V1H96ZM203 2H205V1L203 0ZM214 2H215V0H214ZM228 2H230V1H228ZM248 2H249V0H248ZM261 2H263V0L262 1L259 0V2L257 4V13H255L256 12L255 10L253 11V13L257 14V17L255 19V20H258L257 22H259L260 20H263L264 19V18L262 19V17H261L262 16V13L264 14V12H263L264 10H262L264 8V6L262 7V4H264V3H261ZM209 3H211V2H209ZM226 3H227V0H226ZM243 4H245L244 1H243ZM252 4L253 3L251 2V5ZM203 5H204V3L202 4V6ZM238 5L241 6L240 4L237 3V6ZM52 6L54 7V5H52ZM219 6H223V5L220 4ZM247 6H248V4H247ZM65 7H67L66 4H65ZM78 7H77V9H78ZM94 7H95V4L93 5V8ZM204 7H205V5H204ZM204 7H202V8H204ZM209 7L210 6H207L206 9L209 8ZM234 7H236V6H234ZM225 8H228V7H225ZM241 8H240V10H241L240 11L241 12L240 14H242V11L244 10V9L242 10ZM243 8H244V5H243ZM246 8L249 9L248 7H246ZM82 9H83V11H84V9H86V11H87V8H85V7L82 8ZM53 10H54V8H53ZM66 10L68 11V7H67ZM59 11H61V10H59ZM65 11L62 12L64 15L66 14V13H64ZM86 11L84 13H87L88 14L89 12H86ZM212 11H213V14L215 15L216 12L214 13V10H212ZM34 12H36V14ZM71 12L73 14V10H71ZM99 12H97V14L94 13V15H99L98 14ZM218 12H219V10H218ZM225 12H229V11H226V9H225ZM225 12H222V13H225ZM247 12L248 11H246V13ZM62 13H60V14H62ZM76 13H82V12H76ZM84 13H82V14L84 15ZM67 14H68V12H67ZM102 14L99 15V16H102ZM207 14H208V16H211L212 13L210 11L209 12L207 11ZM70 15H68V17H70ZM77 15L78 14H76L74 16H77ZM218 15L216 14V18H217ZM247 15L248 14H246V16ZM58 16H60V15H58ZM84 16H82V17H84ZM208 16L206 15V20L209 19ZM227 16L228 15H226L225 17H227ZM254 16L255 15L252 16L253 20L250 17V19H246V22H248L247 20L250 21L248 23H250V27L251 28H255L257 26H258L257 28H260V24L261 23H257L256 22L257 25L254 24L255 23ZM63 17H65V16H63ZM66 17H67V15H66ZM88 17H89V15H88ZM104 17H101V19H103ZM207 17H208V19H207ZM219 17H220V15H219ZM76 18L77 17H75V18L73 17V19H75V20H76ZM245 18H249V17L247 16ZM70 19H72V15H71V18ZM91 19H92V17L90 18V20ZM98 19H99V17H98ZM237 19H239V17H237ZM242 19H243V17H242ZM242 19H239V20L242 21ZM66 20H68V19H66ZM80 20H83V19L80 18ZM80 20H78V21H80ZM85 20H86V17H85ZM226 20H225L224 23H226ZM243 20H245V19H243ZM63 21L65 22V20H63ZM229 21H230V19H229ZM241 21L239 22V25L243 22V21L242 22ZM50 22H52V25H51ZM70 22H72V21H70ZM70 22H68V23H70ZM98 22H99V20H98ZM227 22H228V20H227ZM246 22L244 21L242 23L243 24L242 28H244L245 26H246V28L249 27V24H248V26L245 25ZM260 22H262V21H260ZM63 24L64 23H62V25ZM99 24H100V22H99ZM228 24H230V22ZM253 25H256V26L253 27ZM75 26H76V24H75ZM263 26H264V24L261 25V27H263ZM63 27H64V25H63ZM65 27H67V26H65ZM72 27H74V26H72ZM79 27H80V25H79ZM179 27H181V28L183 27V30L184 29L185 30L183 31L180 28L181 30L179 32H182V33H180V36H183L184 37V39L182 37V39L184 41L182 42V44L179 42L181 44V46H180V48L177 49V48H174L173 47V43H174V41L176 39V36H177L176 33L178 32L176 30V28H179ZM237 27H238V25H237ZM129 28L130 29L132 28L131 29V32H132L133 29L135 31V28H137V30H136L137 31V34L140 31H143V30L148 29V28L155 29V31H156L157 37L154 40H153V38H151L154 43L153 44L150 43V45L152 46L153 49L152 48L150 49L149 48V45H148V48L146 50L149 53V54H147L149 56L148 57L149 59L147 58V61L148 62L146 63V61H145L146 64L144 62H142L143 59H139L138 58L139 56L137 55V52H136L137 49L135 50L133 48V46L136 47V45H133L134 43H132L133 46H131V42H130V45H129L128 41L131 38L128 36L130 39L128 38V40H126L127 33L130 31ZM218 28H220V27L218 26ZM221 28H223V27H221ZM257 28H256V30H257ZM60 29H61L62 32L60 31ZM68 29L71 30L70 28H67V30ZM128 29H129V31H128ZM139 29H140V31H139ZM152 29H150V30L148 29L149 30V34H147V35H150V31ZM249 29H246V30H248L249 31V34H250V30ZM34 30H36L37 32H35ZM100 30H98V31H100ZM220 30H218V31H220V33H223V31L224 32H227L228 26H227V29L225 27V29H223V30L220 29ZM231 30H232V27H231ZM235 30H236V27H234L233 33L234 32L236 33ZM246 30H245V33H246ZM256 30H252V31L255 32ZM258 30L260 32H263L264 31L262 28H261V30H263V31H261L260 29H258ZM258 30H257V33H258ZM5 31H7V30H5ZM10 31H12V30H9V32ZM71 31H73V30H71ZM76 31L74 30L73 32H76ZM155 31L154 32H151V33H155ZM228 31L230 32V30H228ZM64 32H66V31H64ZM73 32H71V33H73ZM83 32H84V30H83ZM101 32H102V30H101ZM135 32H133V35L135 34L134 36H137ZM183 32H184V34H183ZM260 32H259V34H260ZM79 34L80 33H78V35ZM130 34H128V35H130ZM181 34H183V35H181ZM230 34L233 37L234 34L232 35V32L229 33L228 37H230ZM246 34H248V33H246ZM39 35L40 36H46V37H50L51 38V39L49 38L50 41L47 40L51 44L50 46H48L46 44V46L48 48H45V47H44L45 49H43V47H42V49L40 48V46H41L40 43L41 42H44L43 41L44 39L42 38L43 40H40L41 38L40 39L38 38ZM140 35H138L139 38H140ZM144 35H145V33H144ZM202 35H204V36L201 39ZM216 35L218 36V34H216ZM261 35H262V33H261ZM84 36H86V35H84ZM95 36H93V38H95ZM130 36L132 37V35H130ZM153 36H154V34L151 37H153ZM245 36H248V35H245ZM13 37H15L14 34H13ZM66 37H68V36H66ZM235 37L236 36L234 35V37H233L234 40H235ZM91 38H92V36H91ZM142 38H143V36H142ZM179 38H181V37H179ZM261 38L263 39V37H261ZM6 39H9V38L6 37V35H0V49L1 50L3 49V46L6 44V43H4ZM62 39H64V38H62ZM217 39L220 41V36H219V38L217 37ZM245 39L247 40V37H245ZM93 40H96V39H93ZM100 40H98V42ZM134 40H133V42H134ZM146 40L149 41V39H146ZM146 40H145V42H146ZM218 40H217V42L219 43ZM263 40H262V42H264ZM71 41H72V43H71ZM135 41H136V43H138L137 42L138 41V37H137V40H135ZM148 41H147V44H148ZM180 41H182V40H180ZM45 42H46V40H45ZM143 42L144 41H142V43ZM145 42H144V44H145ZM176 42H175V44H176ZM257 42L259 43L261 41L258 39ZM9 43H10V41H8L7 44L8 45H11V47H15L16 44H17V41L14 39V40H11V43L10 44ZM22 43H24V42H22ZM91 43H92V40H91ZM140 43H141V41H140ZM221 43H222V41H220V44ZM230 44H233V43H230ZM8 45H5L4 48H6ZM177 45H179V44H177ZM203 45L204 44H202V47H204ZM234 45L235 44H233V46ZM251 45H253V44H251ZM141 46H139V47H141ZM145 46H146V44H145ZM228 46H229V44H228ZM235 46H237V45H235ZM256 46L258 47L259 44L256 45ZM222 47H221V49H222ZM230 47H232V45H230ZM230 47L229 48L227 47V48L228 49H231ZM234 47H232V48H234ZM260 47L261 46H259L258 48L254 49V51L251 52V53H256L257 55L262 53V55H259V57L262 56V57H260L261 59L258 60L260 62L256 63L257 66L258 65L259 66L261 65L260 67H262V66H264V64H261V63H263L262 58L264 57V51H263L264 48L261 49ZM63 49H65V50H63ZM176 49L178 50V52H177ZM205 49H208V48H205ZM239 49L238 50L235 49V51L238 52V53H236L233 49H231L233 51V53L235 52V54L230 55V56L231 57L233 56V58H234L235 57L234 55L240 54L239 55L240 57L241 56L244 57L243 59L241 57L242 61L238 60L239 56H237L238 58H234L233 59V60L237 59V61H240L238 63H240V67L239 68L241 69V62L243 63V61H244L243 64H248V60L249 59H252L253 58V55H250V56L247 55V56H245V53H248L247 52L248 49L247 50H244V51H243V49H242V51L239 50ZM4 50H6V49H4ZM22 50L21 51H18L19 54H20V52H22ZM25 50H23V51H25ZM88 50L92 51V53H90V51H88ZM224 50L225 51H223V50L222 51L227 54L226 48ZM3 51H1V52H3ZM134 51H135L136 54L134 53ZM251 51H252V49H251ZM7 52L10 53L12 51H7ZM18 52L16 51L14 53V51H13L12 53H14V54H16L18 56V54H17ZM142 52L143 51L141 50V53L140 52L139 53L140 54H143ZM228 52H229V50H228ZM69 53H71V54L68 55ZM72 53H75L77 56H72ZM144 53H145V51H144ZM217 53L219 55H217ZM231 53L232 52L230 51L228 53V55L231 54ZM2 54H3V57H4L5 54L4 53H2ZM30 54H33V56H30ZM145 55H146V53H145ZM215 55H217V56H215ZM7 56H9L8 53L6 54V57ZM140 56H143V55H140ZM231 57H229V60L231 59ZM245 57H249V59L246 61L247 58L245 59ZM9 58H10V56H9ZM227 58H228V56H227ZM11 59H12L11 60V62H12L13 61V57ZM206 59H207V61L206 62H203ZM211 59L209 61H211ZM4 60H6V62H5L6 64L5 63H0V78H3L4 80L6 79V81H7L9 79V77H10V76H7V74L11 71L10 69L7 68V66L9 67L11 64L8 65L10 63V59L7 61V58L6 59L4 58ZM17 60H21V59L18 57ZM144 60H146V59H144ZM233 60L231 59V61H233ZM0 61L3 62L2 61L1 53H0ZM215 61L212 60V62L214 64H215ZM224 61H225V59H224ZM237 61L235 60V62H233V63H237ZM56 62H58V64L60 63V65L63 63V66H60L62 68V70H61V68L59 70V66L57 64L56 65L58 66V68H57L56 65H54V66H56V69L59 70V71H61V72L65 68V65H64L65 62H67V63H65V64H67L66 66H68V65L70 66L71 65L72 68L70 66V70L69 71L68 70L67 71L65 70V72H71L70 73L71 75L75 74V70L74 69L76 68V65L79 63L80 66H82V68L77 67L78 70L81 69V73L79 71V73L81 75L80 76V81H78L79 79L77 81H74L73 80L74 82L71 81V83H69L68 86L66 87L67 83H66V85H64L61 80H63L64 82H66L68 79L70 80L72 76L70 75V78H69V75L67 73L62 72L61 74H63V75L65 74V76L67 74L68 76L66 77V79H67L66 81H65V77H64V79H61L60 80L59 77H58L59 75L57 76V74H59V73L55 74V72H53L54 70L52 71V69H53L52 68V65L54 63H56ZM212 62L211 63L208 62V63L211 65ZM18 63H20V62H16L15 61V63H14V61H13L12 64H18ZM208 63H207V65L209 66ZM79 64H78V66H79ZM231 64H232V62H231ZM234 65L233 64L231 65V66H233V68L230 67V66H228V67H230L229 69H231L232 71H234V68H237L238 67V66H234ZM253 65H255V64H253ZM13 66L14 65L11 66L12 69H13ZM15 66H17V65H15ZM248 66H250V64H248ZM212 67H210V68L212 69ZM216 67L215 68L213 67L215 69V71L217 70ZM243 67H244V65H243ZM256 67L254 69H252V68L251 69L253 71L254 70L256 71ZM66 68H68V67H66ZM16 69L17 68H15L14 70H16ZM38 69H39V67H38ZM56 69H55V71H57ZM204 69L202 68V70H200L199 80L201 79L200 77H203L202 75L205 72L208 74V72L212 73L214 71V69H212V71L209 69V71L207 72V69H206V71L204 72ZM243 69H245V68H243ZM251 69L250 70H247L246 69L247 72H248V74L246 76V81L247 82L244 81L246 83H248V82L250 83V81H248L249 80L248 78H249V76L251 74V72H250V71H252ZM258 69H261V68H258ZM73 70H74V73H73ZM130 70L128 71L129 75H131L130 74ZM31 71H32V69H31ZM40 71H44V70H40ZM59 71H57V72H59ZM102 71L104 73H108L107 76H108V78L110 77L107 80V82H106V84L109 82L108 85H105V84L104 85H101V84H103L101 82L100 83H96L94 81L95 78L93 79V77H91V76L97 75L96 77L98 78V76H100V73ZM124 71L122 69V75L124 74L123 73ZM228 71H230V70H228ZM228 71H226V72L228 73ZM238 71L239 70H236L235 73L239 74ZM257 71H259V70H257ZM257 71H256V73H257ZM76 72H77V70H76ZM219 72H217V73L220 75ZM230 72L228 74H230ZM249 72H250V74H249ZM16 73H15V76H16ZM213 73H215V72H213ZM227 73H225V76H226ZM260 73H261V70H260ZM262 73H263V71H262ZM29 74H30V71H29ZM61 74H60V77H61ZM114 74L115 75L117 74V75L115 76ZM231 74H234V72H231ZM252 74H254V73H252ZM252 74H251V76L254 79L256 77H258V76L255 77ZM86 75H91L90 77H87V78H91V79L87 80L85 78ZM122 75H120V76H122ZM133 75H136L135 77H137V78H135L133 76L134 79H136V80L138 79V76H140V75H137V74H133ZM105 76H106V74H105ZM120 76H119V80L118 81L121 82V80L123 78L125 79V75H124V77L122 76L123 78L121 77L122 78L121 80H120ZM196 77H197V75H196ZM61 78H63V77H61ZM238 78H239V76H238ZM251 78H250V80H251ZM72 79H75V78H72ZM124 79H123V81H124ZM126 79H125V81H126ZM205 79L206 78H204L203 80H205ZM104 80H102V82ZM129 80H130V77H129ZM236 80H237V78H236ZM257 80L259 81V78H257L256 81L254 80L255 83L257 82ZM1 81H3V80H1ZM137 81H135V82H137ZM68 82H70V81H68ZM138 82H137V85H138ZM141 82H139V83L141 84ZM143 82H142V84H143ZM211 82H213V81L211 80ZM253 82H251L252 83V86L254 84ZM122 83L123 82H121V84ZM249 83H248V86L251 87ZM262 83H264V82H262ZM256 84H258V83H256ZM126 85L124 87L126 89H129V88L126 87ZM135 85L136 84H134V86ZM139 85H138V87H139ZM199 85H201V84H199ZM240 85H243V83H241ZM246 85H245V87H246ZM132 86H130V87H132ZM140 86H143V85H140ZM190 86L192 87V85H190ZM190 86L188 85V87H189L188 89H191ZM196 86H198L197 83H196ZM203 86H204V84H203ZM203 86L202 87L198 86V87H200V88H206L205 86L204 87ZM255 86L256 85H254V87ZM138 87H136V88H138ZM247 87H246V89L245 88L244 89L247 90L248 89ZM195 88H197V87H195ZM220 88L222 89L223 87H220ZM15 89H16V91H15ZM17 89L20 91V92H18L19 94H17ZM32 89L36 93H33ZM183 89H185L184 86H183ZM226 89H227L226 87L223 88V90H226ZM237 89H238V87L236 88V90ZM251 89H253V87H251ZM255 89H256V87H255ZM44 90L45 91H49L50 90V91L48 92V94H46V92ZM70 90H72L74 93L72 95H67L66 93L68 91H70ZM133 90H136V89L133 87ZM159 90H158V92L157 91H155V92L162 93ZM209 90L210 89H207V93H209L211 91V90L210 91ZM6 91H4V92L6 93ZM72 91H70V92H72ZM127 91H126V93H127ZM141 91H142V88H141ZM141 91H140V93H142ZM143 91L146 92V90H143ZM212 91L214 93V90H212ZM212 91L210 93H212ZM128 92H131V91H128ZM147 92L149 93V91H147ZM30 93H31V95H30ZM44 93H45L46 97L44 96L45 98L43 99L41 94L44 95ZM160 93L158 95H161ZM68 94H71V93L68 92ZM166 94H168V93H166ZM181 94H182V92H181ZM181 94L179 96L178 95L177 96L178 97H180V96L183 97L185 95L184 93L182 95ZM238 94H240V92ZM251 94H253V93H251ZM37 95H38V93H37ZM142 95H144V94H142ZM202 95H203V93H202ZM248 95H249V97H252V96H250V93ZM4 96H7V95H4ZM11 96H9V97H11ZM128 96H130V94H128ZM138 96H140V95H138ZM138 96L136 98H138ZM233 97H232V100L234 99ZM259 97H260V95H259ZM4 99H5V97H4ZM4 99H1V100H4ZM7 99H8V97H7ZM141 99H140V102L143 103V101H141ZM144 99L145 98H143V100ZM236 99H237V97H235V100ZM12 100H10V101H12ZM128 100H130V99L128 98ZM195 100H197V99H195ZM7 101H9V100H7ZM18 101L20 103H18ZM122 101L124 102V100H122ZM147 101H149V100H147ZM237 101H239V100L237 99ZM261 101H262V99H261ZM138 102H139V100H137V102H136L137 104H135V107L138 106L139 108H141L139 106V103ZM239 102H241V101H239ZM9 103H12V102H9ZM132 103H130V104H132ZM234 103H236V102H234ZM16 104H14V105H16ZM262 104H264L263 101L261 102V104L259 105V107ZM14 105H12V106H14ZM25 105L28 106V108ZM29 105H31V107ZM121 105H122V103H121ZM125 105H127V104L125 103ZM140 105H141V103H140ZM148 105H149V103H148ZM148 105H146V107H150ZM155 106H156V104H155ZM235 106H236V104H235ZM120 107H121V109H120ZM127 107L128 106H126L125 109ZM263 107L261 106V108H263ZM14 109H15V107H14ZM134 109H136V108H134ZM195 109H197V108H195ZM141 110L144 111V109H141ZM136 111H135V113H136ZM147 111L149 112V109ZM256 111L258 112V110H255V112ZM5 112H4V114H5ZM41 112H44V113H41ZM261 112H263V111H261ZM261 112H258L257 114H261ZM252 113H254V112L252 111ZM142 115H143V112H142ZM145 115H147V114L145 113ZM32 117H36L34 119L36 121L33 120V122H32V119H31ZM261 117H262V114H261ZM261 117H258V115H257V118L256 119L261 118ZM263 117H264V115H263ZM4 118L7 119V117H4ZM11 119H10V121H11ZM256 119L255 120H252L251 119L252 121L251 120L250 121L251 122H253V121L256 122ZM37 120H39V122H37ZM141 120L142 119H140V121ZM143 120L141 122H143ZM258 120H260V119H258ZM6 121H8V120H6ZM30 121L32 123H30ZM40 121L41 122L42 121H44V122L47 121L48 122V125L50 123H53V124H52L51 130H49V132L47 134L48 135L47 136V141L45 140L46 143H45V141L42 138V140L44 141L45 146L42 147L43 150L41 152V155H37L38 153L37 154H33L32 153L33 151L31 152L33 155H29L30 153L27 152V150L29 149L27 144H29L30 142H32V141L35 140L36 134L39 131V129H38V127H39L38 126V123H40ZM135 121H137V120H135ZM55 122H57V123L59 122L60 124H56ZM144 122H146V121H144ZM255 122H254V124H255ZM249 123L250 122H248V125L247 126L250 127L251 125H249ZM239 124H240V122H239ZM58 125L59 126L60 125H63L65 127L67 126L66 128H69V127H71V128H70L69 131H67L68 129L66 131H64L63 128L65 129V127L60 126L61 128L62 127L63 128H62V130L60 128H59L60 130H58L55 127V126H58ZM109 125H111V126H109ZM127 125H129V124H127ZM137 125H139L138 122H137ZM261 125H264V124L261 123ZM43 126H45V125L43 124ZM105 126H104V128H105ZM143 126H144V124L142 125V127ZM259 126H260V124H259ZM259 126H258V128H259ZM140 127H141V124H140ZM263 127L261 129H264ZM82 128L84 130H82ZM92 128H94V127H92ZM112 128H114V127H112ZM131 128H129V129H131ZM147 128H149V127L147 126ZM147 128H145V129H147ZM258 128L255 130L256 133L259 130ZM48 129H50V128H48ZM141 129H140V131H141ZM197 129H198V131L196 129L195 130L198 133H201V132H199L200 129L199 128H197ZM106 130L103 129V131H105V135L108 134V132L106 133ZM147 130H145V131H147ZM88 131H90V130H88ZM142 131L144 132V130H142ZM238 131H240V130H238ZM250 131L252 132V130H248V132H245V131L244 132L246 134L250 135L249 134ZM90 132H92V131H90ZM135 132H136V130H135ZM205 132H208V131L205 130ZM254 132L251 133V134L252 135L253 134H256ZM260 132H262V130H260ZM109 133H110V131H109ZM233 133H237V132H234L233 131ZM239 133H240V136H242L241 135V132H239ZM40 134H42V133H40ZM143 134H145V132L142 133L141 135H143ZM149 134L150 133H148V135ZM203 134L205 135L204 132H203ZM92 135H93V133H92ZM210 135H213V133L210 134ZM237 135H238V133H237ZM149 136H151V135H149ZM207 136H208V134H207ZM262 136L264 138V135L263 134H262ZM112 137L115 138L117 136H114V134H113ZM161 137H159V138L161 139ZM103 138H101V139H103ZM259 138H260V136H259ZM25 139H29V141L27 142V144H25ZM157 139H158V137H157ZM160 139H158V141H160ZM234 139H236V138H234ZM115 141L117 142V140H115ZM148 141H149V138H148ZM162 141L163 140H161V142ZM244 141L246 142V140H244ZM256 141H258V140L256 139ZM10 142H12V143H10ZM15 142H17V143H15ZM155 143H156V141H155ZM164 143L163 144L161 143L162 146L165 145ZM82 144L80 142V146L81 147L78 146L79 147V150L76 151L74 149L73 151L79 152L80 149H83V148L86 147V146H84ZM248 144H250V143H247V145ZM10 145H11V147H9ZM12 145L13 146L15 145V146L12 147ZM16 145H18V147ZM257 145L258 146L255 145L256 147L254 149L252 148V152H253V150L256 149L255 150L254 158H252L253 160H251L252 166L261 164L262 163V160L264 159V145H262V146H259V144H257ZM33 146H34V144H33ZM159 147H161V145ZM76 149H78V148H76ZM37 150L38 149L36 148V151ZM83 150H85V149H83ZM81 152H83V151H81ZM161 153H162V151H161ZM71 155H73V154H71ZM77 156H79V154ZM77 156H75V157L77 158ZM80 156H81V154H80ZM75 157H74V159H75ZM78 159H76V160L78 161ZM76 160H74V161L76 162ZM78 162H80V161H78ZM72 163H73V161H72ZM31 164L34 166V169L32 170L33 173L29 172V166H31ZM85 164H87V163H85ZM33 166L30 167V168L32 169ZM88 166H89V164H88ZM70 167L71 166H69L68 168H70ZM76 167L78 168V165ZM73 168H75L74 165H73ZM86 170L84 169V172ZM90 171H91V169H90ZM91 172H95V171H91ZM87 175H85V176H87ZM121 175H123V176L121 177ZM83 176L84 175H82V177ZM70 179H71V176H70ZM10 186H11V188H10ZM69 186L70 187L73 186V188L75 186L76 187H79V186L82 187L83 186V187H85V188H83L84 190L86 189V186L87 187L93 186L94 188L93 187L92 188L93 189H96L97 191L91 190L90 192L87 191V193H86L85 191L86 190H89V189H86L85 191H82V189H80L81 187H79V189L81 191L77 188L78 192H76V190H75L76 188H75L74 190H75L76 193H72L71 190L69 192H65L64 190H66ZM119 186L118 187L116 186V188H120ZM121 187H122V185H121ZM15 190H16V188H15ZM67 190H69V188ZM92 191H94V193H92ZM115 193H117V192H115ZM101 195H103V196H101ZM114 199H116V198H114ZM75 202H79L78 203V208H75L74 210L71 209L73 211V213H71V214H72V218H74V219L75 218L76 219L77 218H80L79 219L80 222L77 219L78 222H74L73 223V221H71V222L69 221V223L65 222L67 225L64 224V222H63V224L62 223H60V224L57 223V224H55L53 226L51 224V221L48 223V220H46V221L44 220V222H46V223H44V222H42V220H39L40 221V224H38L39 223L38 219L42 218L41 216H43V215H44L43 217H45V215L46 216H49V215L51 216L52 214H54L55 216H58V215L61 216L63 214L65 215V213L62 211L63 208H66L67 209L68 206L77 204ZM46 204H48V205H46ZM79 205H80V209H79ZM43 206L44 207H49V208L51 207L50 208V211L46 210V212H45ZM64 206H67V207H64ZM100 207H102V206H100ZM30 208H34V209H36V211H31ZM66 209L64 210L65 212H66ZM228 210L227 211L230 212V216H232V212H234V210H232L231 205H230V209H228ZM62 212H63V214H62ZM69 212H70V210H69ZM199 212H200V210H197V212L194 213V215L197 214V216H198ZM161 214L162 213L160 212V215ZM92 215H94V216H92ZM157 215H159V214H157ZM38 216H40V218ZM96 216H98V217L96 218ZM28 219H31V221H29V223H28ZM88 220H90V219H88ZM93 220H91V221H93ZM36 221H38V223ZM139 221H141V220H139ZM30 222L32 224H30ZM59 222H62V221H59ZM86 222L89 223V226H88V223L86 224ZM95 222H96V220H95ZM95 222H94L93 225H95ZM125 222H127V221H125ZM141 222L144 223L143 221H141ZM27 223L30 224V225H28ZM128 223L131 224L130 221ZM155 223H156V221H155ZM15 224H17V225H15ZM22 225H24L23 228L26 225L25 228H27V229H26V232L25 233H23L22 231L19 232L20 230L19 231L17 230L19 228H21V230H23L22 229ZM127 225H128V227H127ZM132 227H134V226H132ZM91 228H92V226H91ZM86 229H87V231H86ZM130 229H132V228L130 227ZM16 230L18 232H16ZM97 232H100L101 234H104V236L106 238L105 237H101L102 235L100 236L99 234H98V236H100V237H97L96 236L97 235ZM65 233H67L69 235V238H67V237L64 238L63 237V236H65ZM91 233H95L94 234V237L96 236L97 239H93L92 240V239H90V237L88 238V236H90ZM208 236H210V235H208ZM92 238H93V236H92ZM101 238H104V239L101 240ZM113 238L117 239L118 242H116V240H114ZM256 240H254V241H256ZM163 242H165V241H163ZM163 242L162 241L160 242V240L158 242V240H157V243L155 242L156 244L153 245L150 250H148L149 251V252H147L148 255H147V253L144 254V255H147V257H146L147 260L145 261V258H143L144 260L143 259H140V260L138 259L137 260V263L138 264H161V262L163 260H165L166 262H167L168 259L170 260V258H169V255L170 254L168 253L169 250H168V248H164L162 246V243ZM128 243H129V245H128ZM259 245H261L260 242H259ZM164 246H165V243H164ZM115 247H116V249L118 251H115L116 250ZM117 247L118 248L120 247V248L118 249ZM100 251L105 252V253L104 254L102 253V255H101V252ZM71 254H73V256H71ZM69 256H71V257L68 258ZM124 262H122V263L124 264Z\"/></svg>", "mask_w": 264, "mask_h": 264}, {"label": "crops", "instance_id": "obj_3", "mask_svg": "<svg viewBox=\"0 0 264 264\" xmlns=\"http://www.w3.org/2000/svg\"><path fill=\"white\" fill-rule=\"evenodd\" d=\"M169 261H170V260H167V262H166L165 260H163V261L161 262V264H169ZM125 262H128V260L126 259ZM124 264H126V263H124ZM127 264H128V263H127Z\"/></svg>", "mask_w": 264, "mask_h": 264}]
</instances>
